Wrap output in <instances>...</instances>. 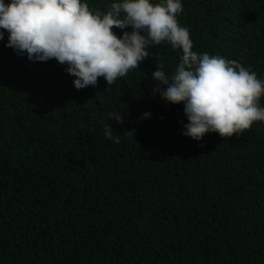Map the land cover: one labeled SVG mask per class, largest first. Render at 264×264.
<instances>
[{
	"label": "trees",
	"instance_id": "obj_1",
	"mask_svg": "<svg viewBox=\"0 0 264 264\" xmlns=\"http://www.w3.org/2000/svg\"><path fill=\"white\" fill-rule=\"evenodd\" d=\"M86 3L103 12L110 0ZM181 3L194 51L264 79V0ZM6 39L0 264H264V122L182 135V104L154 100L150 79L154 56L170 74L179 49L152 45L112 84L76 89L64 65L29 61ZM118 112L122 122L110 119Z\"/></svg>",
	"mask_w": 264,
	"mask_h": 264
},
{
	"label": "clouds",
	"instance_id": "obj_2",
	"mask_svg": "<svg viewBox=\"0 0 264 264\" xmlns=\"http://www.w3.org/2000/svg\"><path fill=\"white\" fill-rule=\"evenodd\" d=\"M182 9L181 0H110L103 12L86 0H0V40L6 32L5 47L29 61L54 58L76 89L95 86L98 77L112 84L137 69L152 45L179 49L170 74L154 56L150 79L154 100L182 104V135L195 141L211 132L239 136L253 122H264V79L235 60L194 51L188 29L177 21ZM113 118L122 122L119 112ZM105 136L120 141L108 131Z\"/></svg>",
	"mask_w": 264,
	"mask_h": 264
}]
</instances>
